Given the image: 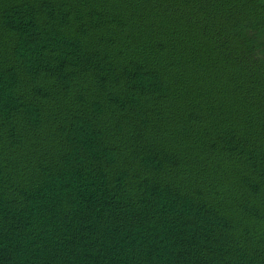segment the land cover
I'll list each match as a JSON object with an SVG mask.
<instances>
[{"label": "trees", "instance_id": "obj_1", "mask_svg": "<svg viewBox=\"0 0 264 264\" xmlns=\"http://www.w3.org/2000/svg\"><path fill=\"white\" fill-rule=\"evenodd\" d=\"M0 264H264V0H0Z\"/></svg>", "mask_w": 264, "mask_h": 264}]
</instances>
